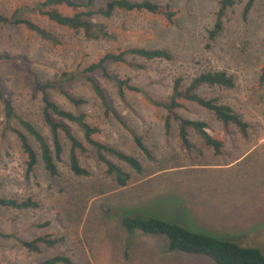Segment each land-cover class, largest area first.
I'll list each match as a JSON object with an SVG mask.
<instances>
[{
  "label": "rangeland",
  "instance_id": "rangeland-1",
  "mask_svg": "<svg viewBox=\"0 0 264 264\" xmlns=\"http://www.w3.org/2000/svg\"><path fill=\"white\" fill-rule=\"evenodd\" d=\"M35 1L40 0H0V12L9 13L20 4ZM107 1L98 0L97 5ZM154 1L170 3L175 10L172 21L145 11L118 10L109 18H95L116 37L91 40L82 31L57 26L34 14L32 19L57 34L61 43L47 42L22 25L0 24V52L22 56L40 80L47 81L58 70L81 69L106 52L133 46L168 48L176 56L173 62L136 57L131 61L142 63L143 69L127 63H109L108 68L159 99L169 95L177 76L188 80L203 70H226L235 77L234 88L202 90L206 95H220L249 122L248 137H242L234 126L225 133L212 113L185 102L178 113L207 122L206 131L223 140L224 154H215L192 129L190 140L200 152L186 149L175 126L169 135L164 134L162 108L131 91L119 97L112 83L94 72L92 77L100 82L113 107L152 151L155 160H149L112 116L103 115L88 82L77 80L67 86L70 93L87 100L79 108L57 91H49L62 108L74 114L85 113L86 120L101 128L94 138L140 159L143 172L137 174L105 153L131 175L126 187H118L113 175L96 159L94 148L86 143L88 151L79 159L91 174L75 175L68 166L69 142L65 137L59 175L49 176L40 164L27 174L19 142L4 128L0 104V196L32 197L40 204L26 210L0 207V229L15 231L25 239L42 233L65 237L64 243L42 247L41 252H30L0 238V264H35L57 254L69 256L72 264H216L206 255L169 250L168 240L162 235L139 230L126 233L121 225L126 214L156 216L193 231L258 247L264 253V80H260L264 66V0L254 1L247 21L241 18L247 0H236L224 17V30L209 47L205 46L207 30L213 26L219 0ZM55 7L64 14L73 12L64 5ZM0 84L15 109L48 136L40 117L41 93L20 68L0 64ZM60 121L84 142L83 132L74 122ZM13 125L19 127L16 121ZM259 141L262 147L230 164L237 154ZM47 221L48 225H38Z\"/></svg>",
  "mask_w": 264,
  "mask_h": 264
},
{
  "label": "trees",
  "instance_id": "trees-1",
  "mask_svg": "<svg viewBox=\"0 0 264 264\" xmlns=\"http://www.w3.org/2000/svg\"><path fill=\"white\" fill-rule=\"evenodd\" d=\"M98 0H40L32 3H23L9 13L0 12V24L7 27L22 25L34 32L41 39L54 45L60 44L57 34L40 25L32 19V15H40L48 21L61 27L75 31H82L87 39L110 40L116 37L95 18H109L116 11H145L163 16L167 21H172L175 10L170 3H158L154 0H108L104 5H97ZM255 0H247L241 12L243 21H247L250 10ZM236 0H219L215 13L213 26L207 30V43L209 47L224 30V17L227 11L236 5ZM64 5L73 10L72 14L61 13L55 6ZM139 57L146 60H165L173 62L175 54L165 47H128L117 52H106L96 61L79 69L58 70L51 80L42 81L38 75L27 66L22 56L0 52V64L9 63L17 65L30 85L41 93L40 117L43 125L47 127L49 135L46 136L28 118L15 109L10 98L7 97L3 86L0 84V104L3 110L4 128L13 133L22 153L25 156L26 172H32L39 164L49 176L59 175L58 162L63 157L62 137L69 142L68 166L75 175L88 176L89 169L82 165L80 154H85L88 144L95 150L96 159L105 166V171L113 175L118 187H126L131 175L118 164L112 162L105 153L114 156L128 165L137 174H142L143 165L140 159L131 153L94 138L101 132V128L86 120V114L78 111L74 114L58 105L51 99L48 92L51 90L60 93L74 107L79 108L86 103L82 97L70 93L67 86L77 80L89 83L90 88L100 104L104 116L113 117L132 137L136 147L147 159L155 160L152 151L146 145L143 137L137 134L121 114L113 107L100 82L92 77L98 72L102 78L112 83L119 97H124L126 91L141 94L149 103L164 110L162 128L167 136L172 127H176L177 136L186 149L199 150L190 140V129L195 131L204 141L205 145L212 147L215 154H222L224 142L213 137L206 131L207 122L199 119H190L178 113L185 102L196 104L209 111L218 120L225 133L229 127L234 126L242 137H248L249 122L234 108L223 102L220 95H206L202 88L232 89L236 85L234 75L223 69H208L194 74L190 79L184 80L177 76L172 81L171 91L164 99H159L148 94L142 87L132 84L129 78H121L117 73L108 68L109 63H127L134 68L143 69L142 63L131 61ZM260 80H264V66ZM60 119L74 122L83 132L84 142L78 139L69 126ZM14 121L19 127H15ZM200 152V150H199ZM39 202L32 197L19 199L16 197L0 196V207L14 210L35 209ZM40 226L48 225V221ZM121 225L128 234L139 230L143 233L162 235L168 240V249L182 251L190 254H202L211 257L216 264H264V253L254 246H243L232 240L218 238L206 233L187 229L183 225L168 221L156 216L126 214L121 219ZM0 238L12 240L30 252H41L42 247H54L64 243V236H53L42 233L25 239L15 231L0 229ZM72 264L69 256L57 254L41 260L35 264Z\"/></svg>",
  "mask_w": 264,
  "mask_h": 264
},
{
  "label": "crops",
  "instance_id": "crops-1",
  "mask_svg": "<svg viewBox=\"0 0 264 264\" xmlns=\"http://www.w3.org/2000/svg\"><path fill=\"white\" fill-rule=\"evenodd\" d=\"M258 146L262 147V142H261V141H259V142L255 143V144H253V146H252L249 150L237 154V155L235 156V159H232L233 161H231L230 164L233 165V163H234L235 160H237V159L243 157L245 154L249 155V154L253 153L254 150L256 149V147H258ZM223 151H224V147L222 148V154H224ZM247 155H246V156H247ZM227 168H229V167H227ZM216 181H217V180H216Z\"/></svg>",
  "mask_w": 264,
  "mask_h": 264
}]
</instances>
